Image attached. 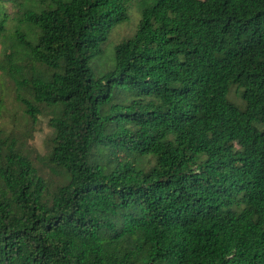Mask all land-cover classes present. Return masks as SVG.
I'll use <instances>...</instances> for the list:
<instances>
[{
  "label": "trees",
  "instance_id": "16d2710c",
  "mask_svg": "<svg viewBox=\"0 0 264 264\" xmlns=\"http://www.w3.org/2000/svg\"><path fill=\"white\" fill-rule=\"evenodd\" d=\"M131 1L0 0L59 179L0 128V264H264V0H141L107 53Z\"/></svg>",
  "mask_w": 264,
  "mask_h": 264
},
{
  "label": "rangeland",
  "instance_id": "374dc122",
  "mask_svg": "<svg viewBox=\"0 0 264 264\" xmlns=\"http://www.w3.org/2000/svg\"><path fill=\"white\" fill-rule=\"evenodd\" d=\"M143 5L141 0H132L128 4V20L117 25L111 32L106 41L105 51L111 53L113 46L120 41L131 37L134 34L140 18V7ZM9 17L15 16V10L9 5L6 6ZM13 22L8 25L9 36H14L12 28ZM12 82L0 75V128L4 133L18 142V146L23 153L27 154L33 161L39 174L52 186L59 183L55 173L50 171L43 159L47 152L48 139L51 135V128L48 126V116L41 114L36 121H32L25 113L21 104L15 99V91ZM229 98L236 104H240V99L235 91L231 90ZM140 165L146 168L151 161L145 163L143 159Z\"/></svg>",
  "mask_w": 264,
  "mask_h": 264
}]
</instances>
